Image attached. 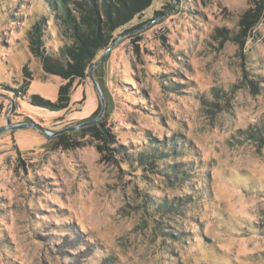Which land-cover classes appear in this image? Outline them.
Listing matches in <instances>:
<instances>
[{
    "label": "rangeland",
    "instance_id": "obj_1",
    "mask_svg": "<svg viewBox=\"0 0 264 264\" xmlns=\"http://www.w3.org/2000/svg\"><path fill=\"white\" fill-rule=\"evenodd\" d=\"M251 7L153 0L51 108L70 80L27 42L40 18L45 50L64 42L46 0H0V264H264V94L238 84L264 76V16L231 39ZM156 142L168 156L138 168ZM180 163L190 176L169 182L160 171ZM185 195L181 214L153 216Z\"/></svg>",
    "mask_w": 264,
    "mask_h": 264
},
{
    "label": "trees",
    "instance_id": "obj_2",
    "mask_svg": "<svg viewBox=\"0 0 264 264\" xmlns=\"http://www.w3.org/2000/svg\"><path fill=\"white\" fill-rule=\"evenodd\" d=\"M153 0H46L48 9L53 17L57 28V35L64 42L58 48L56 54L45 50L44 35L46 31V20L40 18L27 33L28 47L31 53L39 59L45 73L56 75L70 80L67 86L60 87L57 103L51 108H68L71 93L75 86L72 81L80 80L87 75V71L102 56L104 51L110 47L117 37L125 30L124 27L131 24L135 18L141 19L144 11L150 7ZM251 9L247 10L241 18L244 26L239 35L231 37L241 44V37L252 31L264 16V0H249ZM161 13H156L159 15ZM143 24L130 26V29L140 27ZM96 74V73H95ZM240 88H249L255 95L264 94V76H258V80H249L243 72L239 81ZM250 86V87H249ZM106 99V94H103ZM36 102V101H35ZM38 102L45 104L43 101ZM98 111L92 116L98 115ZM91 125L84 128V132H91L96 138V146L101 150L104 148L99 143L103 140L107 143L110 139L109 131L102 124ZM258 140L264 146V124L258 129ZM63 137V136H58ZM149 152L137 154L136 162L138 168L143 166L153 167L155 162L168 156L165 142H156ZM154 145V144H152ZM171 155H175L171 152ZM117 162V161H116ZM120 164V162H119ZM122 167V163H121ZM143 169V168H142ZM162 174L169 182L184 183L190 176L188 169L180 164L167 165L162 168ZM184 199H174L170 202H162L156 206L153 216L176 215L182 213V208L193 203L194 196L185 195Z\"/></svg>",
    "mask_w": 264,
    "mask_h": 264
},
{
    "label": "water",
    "instance_id": "obj_3",
    "mask_svg": "<svg viewBox=\"0 0 264 264\" xmlns=\"http://www.w3.org/2000/svg\"><path fill=\"white\" fill-rule=\"evenodd\" d=\"M110 48H111V46L110 47H108L105 51H104V53L102 54V56L99 58V60L94 64V65H92L91 67H90V69H89V71H88V75L91 77V71H92V69L94 68V67H96L98 64H100L101 62H102V60L105 58V56H106V54L108 53V51L110 50ZM98 91V90H97ZM98 95H99V100H100V103H101V105H102V111H103V109H104V106H103V96H102V94L98 91ZM84 125H80L79 127H83ZM16 127H22V126H16ZM75 128H78V127H73V129H75ZM6 129V128H5ZM64 130H67V129H63V130H61V131H58L57 133H54V134H60V133H62V132H64ZM43 133L47 136V137H49V135L48 134H46L44 131H43Z\"/></svg>",
    "mask_w": 264,
    "mask_h": 264
}]
</instances>
